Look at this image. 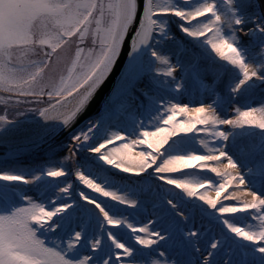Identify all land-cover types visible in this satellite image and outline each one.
<instances>
[{
  "label": "snow or ice",
  "instance_id": "6c2138e0",
  "mask_svg": "<svg viewBox=\"0 0 264 264\" xmlns=\"http://www.w3.org/2000/svg\"><path fill=\"white\" fill-rule=\"evenodd\" d=\"M0 264H264V0H0Z\"/></svg>",
  "mask_w": 264,
  "mask_h": 264
},
{
  "label": "water",
  "instance_id": "95a60500",
  "mask_svg": "<svg viewBox=\"0 0 264 264\" xmlns=\"http://www.w3.org/2000/svg\"><path fill=\"white\" fill-rule=\"evenodd\" d=\"M115 71H116V70H114V73H115ZM113 78H114V76H110V77H109L110 80L113 79ZM106 83H107V82H106ZM102 90H103V89H102ZM97 95L100 96V93H97ZM101 98H102V97H101ZM94 102H95V101H94Z\"/></svg>",
  "mask_w": 264,
  "mask_h": 264
},
{
  "label": "bare ground",
  "instance_id": "6f19581e",
  "mask_svg": "<svg viewBox=\"0 0 264 264\" xmlns=\"http://www.w3.org/2000/svg\"><path fill=\"white\" fill-rule=\"evenodd\" d=\"M214 194V193H213Z\"/></svg>",
  "mask_w": 264,
  "mask_h": 264
}]
</instances>
